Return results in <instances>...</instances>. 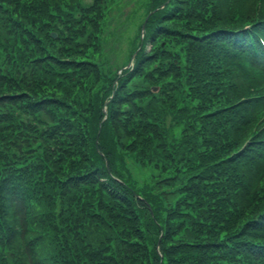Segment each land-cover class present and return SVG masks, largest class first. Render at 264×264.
I'll use <instances>...</instances> for the list:
<instances>
[{
	"label": "trees",
	"instance_id": "obj_1",
	"mask_svg": "<svg viewBox=\"0 0 264 264\" xmlns=\"http://www.w3.org/2000/svg\"><path fill=\"white\" fill-rule=\"evenodd\" d=\"M114 2L0 0V264H264V0H152L108 77Z\"/></svg>",
	"mask_w": 264,
	"mask_h": 264
},
{
	"label": "rangeland",
	"instance_id": "obj_2",
	"mask_svg": "<svg viewBox=\"0 0 264 264\" xmlns=\"http://www.w3.org/2000/svg\"><path fill=\"white\" fill-rule=\"evenodd\" d=\"M151 3L152 0H117L110 7L112 9L100 35L101 46L94 57L102 63V74L104 72L106 76L111 77L117 71L116 68L127 63L128 54L141 35V25L151 9ZM89 54L92 55V52ZM96 78V75L90 74L84 80V89L80 91L78 98V103L84 109L91 101L90 89L93 88ZM101 104L100 102L99 105ZM104 107L102 106V110ZM128 176L132 183L137 179L143 183L141 173L140 176L136 172Z\"/></svg>",
	"mask_w": 264,
	"mask_h": 264
}]
</instances>
